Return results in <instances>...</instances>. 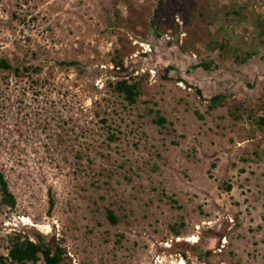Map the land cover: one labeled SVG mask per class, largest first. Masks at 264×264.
<instances>
[{
  "label": "rangeland",
  "instance_id": "374dc122",
  "mask_svg": "<svg viewBox=\"0 0 264 264\" xmlns=\"http://www.w3.org/2000/svg\"><path fill=\"white\" fill-rule=\"evenodd\" d=\"M3 59L0 255L264 264V0H0Z\"/></svg>",
  "mask_w": 264,
  "mask_h": 264
},
{
  "label": "trees",
  "instance_id": "16d2710c",
  "mask_svg": "<svg viewBox=\"0 0 264 264\" xmlns=\"http://www.w3.org/2000/svg\"><path fill=\"white\" fill-rule=\"evenodd\" d=\"M161 4V1L158 2V6ZM123 5V4H122ZM117 13V12H115ZM117 15V14H116ZM152 26L153 22L150 23ZM186 30L187 27H186ZM159 33V32H158ZM62 65L75 66L77 62H69V63H61ZM121 65V61H119L118 65ZM122 66V65H121ZM0 68L9 70L11 69L10 64L7 63V60H0ZM114 89L123 95L124 100L133 105L136 103V98L139 94L138 86L136 84H129L127 81H122L117 84ZM264 97V95L262 96ZM221 97L216 96L209 100V108L213 109L219 101ZM264 103V101H263ZM263 121V120H261ZM264 122V121H263ZM159 123L163 124L164 119H159ZM0 195L2 196V203L9 208L15 207V198L12 193L8 190L7 183L0 173ZM53 208V199H50L49 209ZM7 248L6 257L0 255V264H59L61 261L60 251L55 252L53 254L50 253L49 249H44L41 244L35 243L33 241L28 240L27 238L21 239V235H16L13 238H10V242ZM42 257V258H41Z\"/></svg>",
  "mask_w": 264,
  "mask_h": 264
},
{
  "label": "bare ground",
  "instance_id": "6f19581e",
  "mask_svg": "<svg viewBox=\"0 0 264 264\" xmlns=\"http://www.w3.org/2000/svg\"><path fill=\"white\" fill-rule=\"evenodd\" d=\"M45 229L48 230L47 227H46ZM188 241H189V242H197V239L195 238V236H192V237L188 238Z\"/></svg>",
  "mask_w": 264,
  "mask_h": 264
}]
</instances>
